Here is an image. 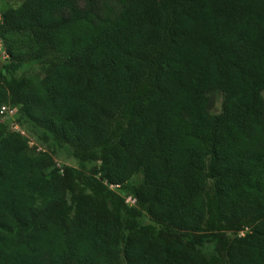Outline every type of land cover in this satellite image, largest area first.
Masks as SVG:
<instances>
[{"label": "trees", "instance_id": "16d2710c", "mask_svg": "<svg viewBox=\"0 0 264 264\" xmlns=\"http://www.w3.org/2000/svg\"><path fill=\"white\" fill-rule=\"evenodd\" d=\"M0 40V108L119 192L0 115V264H218L169 234L244 226L226 263L264 264V0H24Z\"/></svg>", "mask_w": 264, "mask_h": 264}, {"label": "rangeland", "instance_id": "374dc122", "mask_svg": "<svg viewBox=\"0 0 264 264\" xmlns=\"http://www.w3.org/2000/svg\"><path fill=\"white\" fill-rule=\"evenodd\" d=\"M24 0H0V13L4 7H17ZM7 56L5 53V48L3 43L0 40V70L3 64L6 62ZM32 70L24 68L23 70L17 72V76L28 75ZM264 96V93H263ZM10 107L15 112L11 116H6L1 119L2 122L6 125L7 129L12 132H18L23 136H26L29 140V147L35 148L36 151H46L52 154L54 162L56 163L57 168H59L62 174H67V180H69L72 186L78 191L81 192L85 198L96 204L104 205L108 209L111 207V202L108 199V195L115 194L118 195L119 192L101 183L96 176L86 174L79 170L76 160L72 157L71 150L69 148L58 149L56 152L49 149L45 144L39 143L34 136H32L26 126H23L17 121V108L13 106ZM54 152V153H53ZM141 176L139 174L135 175L132 179L133 183H137ZM105 189V190H104ZM125 202L129 206L134 205V200L127 197ZM143 225L152 226L156 231L161 229L160 224L149 219L147 216L143 215L141 217ZM163 228V227H162ZM240 231H228V230H209L208 227L202 229L203 231L199 233H185L172 231L169 235L173 240L182 241L185 244L191 245L194 249L201 252L205 256H215L217 258L218 264H227L224 259V251L222 245L224 242L232 239L234 236L239 235L243 236L249 229L248 227H242ZM200 239L205 240V243H201ZM204 244V245H201Z\"/></svg>", "mask_w": 264, "mask_h": 264}, {"label": "built area", "instance_id": "2783aa9c", "mask_svg": "<svg viewBox=\"0 0 264 264\" xmlns=\"http://www.w3.org/2000/svg\"><path fill=\"white\" fill-rule=\"evenodd\" d=\"M15 111L12 110L10 107L3 106L0 108V115L1 116H11Z\"/></svg>", "mask_w": 264, "mask_h": 264}]
</instances>
